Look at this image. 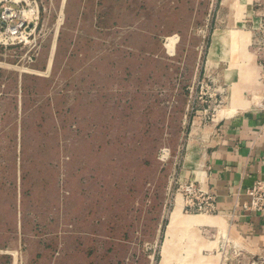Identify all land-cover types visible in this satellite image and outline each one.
Returning a JSON list of instances; mask_svg holds the SVG:
<instances>
[{
    "label": "rangeland",
    "instance_id": "obj_1",
    "mask_svg": "<svg viewBox=\"0 0 264 264\" xmlns=\"http://www.w3.org/2000/svg\"><path fill=\"white\" fill-rule=\"evenodd\" d=\"M30 1L19 8L35 23L0 33V245L15 241L17 218L62 264H161L178 210L167 264H260L238 241L214 259L210 215L185 213L178 193L190 178L192 107H223L220 78L239 63L222 50L214 71L209 48L215 34L248 27L216 29L224 0H133L118 13L98 0ZM114 21L135 28L123 36L129 55L113 50ZM242 39L241 49L252 44Z\"/></svg>",
    "mask_w": 264,
    "mask_h": 264
},
{
    "label": "crops",
    "instance_id": "obj_2",
    "mask_svg": "<svg viewBox=\"0 0 264 264\" xmlns=\"http://www.w3.org/2000/svg\"><path fill=\"white\" fill-rule=\"evenodd\" d=\"M98 4L102 10L112 4L113 12L117 13L120 10L116 7L123 4L124 12L125 9L128 12L133 0H111V3L98 0ZM65 5L69 8L68 0ZM79 5L84 6L85 3L80 2ZM220 16L218 19L216 15L214 19L216 29L240 25V28L248 27L249 30L215 34L209 48V66L216 70L222 50L225 61L230 54L228 52L237 50L239 63L237 71L232 72L228 67L220 78L226 86V104L211 120L203 119L200 111L194 117L185 168L190 178L199 181L204 189L215 195L214 215L202 219L205 222L202 224L214 230L211 236L215 239L206 243L213 258H220L228 243L238 241L241 250L252 253L259 263L264 264V212L256 213L244 208L248 202L246 190L255 180L264 179V110L259 107L264 98L259 81V75L264 71V0H224ZM118 22H113L120 30L113 41V50L129 55L132 48L127 41L125 43L128 44L123 45V36L129 41L135 28L129 21L122 22L121 26ZM139 33L144 31L139 30ZM242 37L247 39V44L251 38L252 44L246 49H241ZM165 44L166 54L173 55L166 50ZM213 78L217 79V76ZM17 214L19 218L21 212ZM13 228L15 241L7 239L0 245V255L6 256L9 264L63 263L62 258L53 256L55 246L46 243L45 238L40 239L34 231H25L21 219L16 218ZM48 235L59 241L62 238V235H56V231ZM65 238L63 235L61 250H64Z\"/></svg>",
    "mask_w": 264,
    "mask_h": 264
},
{
    "label": "built area",
    "instance_id": "obj_3",
    "mask_svg": "<svg viewBox=\"0 0 264 264\" xmlns=\"http://www.w3.org/2000/svg\"><path fill=\"white\" fill-rule=\"evenodd\" d=\"M35 3V1H30ZM21 3L25 0H0V33L1 31L13 34L17 30L24 27V25H31L35 23L31 10H28L30 17L26 18L24 11L19 8ZM22 6V5H21ZM26 18V19H25ZM12 39L4 38L3 46L12 44ZM20 44V41L18 43ZM259 81L262 84V91L264 93V71L259 75ZM219 105H208L192 107V111L197 115L198 111L202 113L203 119L211 120L219 110ZM259 107L264 110V98ZM178 193L182 198V210L191 215H214L215 213V195L210 191L204 189L200 182L188 178L179 184ZM248 202L244 208L256 213L264 212V179L255 180L252 185L246 190ZM261 264V263H260Z\"/></svg>",
    "mask_w": 264,
    "mask_h": 264
},
{
    "label": "bare ground",
    "instance_id": "obj_4",
    "mask_svg": "<svg viewBox=\"0 0 264 264\" xmlns=\"http://www.w3.org/2000/svg\"><path fill=\"white\" fill-rule=\"evenodd\" d=\"M175 37H170L167 39V42L165 44V47L167 49L168 52L172 53L173 52V48H174V43H175ZM179 211L178 210H175L173 213H172V216H171V220H170V223L168 225V229H167V232H166V245H165V248L162 252L163 254V258H162V262L161 264H167V260H166V254L167 252V249H168V245L169 243L171 242V239L172 237L174 236V230L175 228H177L178 226H180L181 224L179 223ZM191 222V221H190ZM190 222H184V225H189ZM165 236V235H164Z\"/></svg>",
    "mask_w": 264,
    "mask_h": 264
}]
</instances>
